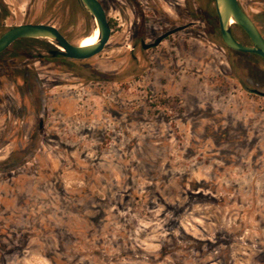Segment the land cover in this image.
I'll list each match as a JSON object with an SVG mask.
<instances>
[{
    "label": "rangeland",
    "instance_id": "1",
    "mask_svg": "<svg viewBox=\"0 0 264 264\" xmlns=\"http://www.w3.org/2000/svg\"><path fill=\"white\" fill-rule=\"evenodd\" d=\"M99 1L97 54L0 53V264H264V60L223 44L213 0ZM238 1L264 35V0ZM28 22L95 26L0 0V33Z\"/></svg>",
    "mask_w": 264,
    "mask_h": 264
},
{
    "label": "water",
    "instance_id": "2",
    "mask_svg": "<svg viewBox=\"0 0 264 264\" xmlns=\"http://www.w3.org/2000/svg\"><path fill=\"white\" fill-rule=\"evenodd\" d=\"M82 9L94 20L98 28L96 43L82 46L71 43L57 27L48 23H21L9 27L0 33V52L13 41L20 38H42L53 44L52 54H59L69 59H87L100 52L110 36V26L106 12L99 0H78ZM217 16L219 35L223 44L231 50L257 54L264 60V37L259 32L250 16L241 7L238 0H213ZM232 21V23H231ZM232 26L240 27L249 37L251 45L243 44L236 39ZM181 29L176 27L157 36L153 41L142 44V48H150L160 43L166 36ZM264 95V92H261Z\"/></svg>",
    "mask_w": 264,
    "mask_h": 264
},
{
    "label": "bare ground",
    "instance_id": "3",
    "mask_svg": "<svg viewBox=\"0 0 264 264\" xmlns=\"http://www.w3.org/2000/svg\"><path fill=\"white\" fill-rule=\"evenodd\" d=\"M231 23H232V21H231ZM97 39H98V28L96 26H94V28L92 29V31H90V33L87 34L86 36L82 37L79 40L78 43L80 45H82V46H88V45H92V44L96 43Z\"/></svg>",
    "mask_w": 264,
    "mask_h": 264
},
{
    "label": "flooded vegetation",
    "instance_id": "4",
    "mask_svg": "<svg viewBox=\"0 0 264 264\" xmlns=\"http://www.w3.org/2000/svg\"><path fill=\"white\" fill-rule=\"evenodd\" d=\"M250 18H251V17H250ZM251 19H252V18H251ZM252 20H253V19H252ZM253 22H254V24L256 25V27L258 28L256 22H255L254 20H253ZM258 30H259V32L261 33V35L264 37L262 31H261L259 28H258ZM165 32H166V31H165ZM163 33H164V32H163ZM160 35H161V34H160ZM158 36H159V35H158ZM246 36H247V35H246ZM166 37H167V36H166ZM166 37H165V38H166ZM247 37H248V36H247ZM155 38H156V37H155ZM248 39H249V37H248ZM15 41H16V40H15ZM143 42H144V39H141V40H140L141 47H142ZM249 42H250L249 45H251V41H250V39H249ZM12 43H14V41H13ZM12 43H11V44H12ZM144 43H145V42H144ZM11 44H10V45H11ZM10 45H9V46H10ZM9 46H8V47H9ZM8 47H7V48H8ZM7 48H6V49H7ZM6 49H5V50H6ZM5 50H3L2 52H4ZM2 52H0V53H2ZM255 55H257V54H255ZM257 56H258V55H257ZM260 58H261V57H260ZM261 59H262V58H261Z\"/></svg>",
    "mask_w": 264,
    "mask_h": 264
}]
</instances>
